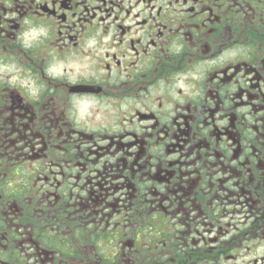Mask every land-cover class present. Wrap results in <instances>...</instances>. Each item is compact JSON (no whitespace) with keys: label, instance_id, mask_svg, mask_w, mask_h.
Wrapping results in <instances>:
<instances>
[{"label":"flooded vegetation","instance_id":"flooded-vegetation-1","mask_svg":"<svg viewBox=\"0 0 264 264\" xmlns=\"http://www.w3.org/2000/svg\"><path fill=\"white\" fill-rule=\"evenodd\" d=\"M0 264H264V0H0Z\"/></svg>","mask_w":264,"mask_h":264}]
</instances>
